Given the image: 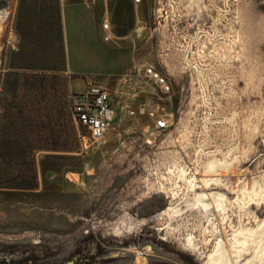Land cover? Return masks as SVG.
<instances>
[{"label": "rangeland", "instance_id": "obj_1", "mask_svg": "<svg viewBox=\"0 0 264 264\" xmlns=\"http://www.w3.org/2000/svg\"><path fill=\"white\" fill-rule=\"evenodd\" d=\"M74 2L0 0V264H204L218 239L264 220V202L240 197L264 184V0H97L109 42L67 37ZM137 64L173 85L174 123L153 148L150 119L128 115L151 101L128 81ZM90 81L108 84L117 107L100 145L70 108ZM230 154L240 161L222 183L198 187L228 200L205 235L189 196L156 182L176 157L200 182L204 159ZM171 206L182 209L173 220L161 216ZM189 234L200 255L183 245Z\"/></svg>", "mask_w": 264, "mask_h": 264}, {"label": "bare ground", "instance_id": "obj_2", "mask_svg": "<svg viewBox=\"0 0 264 264\" xmlns=\"http://www.w3.org/2000/svg\"><path fill=\"white\" fill-rule=\"evenodd\" d=\"M169 159L171 160V158ZM173 160L174 161L168 162L169 165L165 168L167 170L166 175L164 173V175L160 174L162 172L159 171L163 180L161 179V183L156 182V185L159 188L166 190L164 185L166 182L169 186L167 187L169 188L167 192L170 193L173 198L182 196L181 193L183 192L185 193L183 195L184 197L188 195L189 197L185 200L184 207L189 210L196 209L202 214L209 224L208 227H205V235L210 229L211 231L213 230L212 232L214 233L217 226L214 224L211 216L217 212L222 218L221 220L225 221L224 215L227 212L228 200L225 196L218 193L207 194L204 192H198V187H200L199 184H201L202 188H208L211 185H220L223 181V176L221 175L231 172L235 165L239 163L240 159L238 157L233 158L231 154L227 157L224 156L223 158H219L218 155L207 157L203 161V177L200 182L194 174H190L188 168L179 157H176ZM148 185L153 186L154 183H149ZM240 197L243 205H247L253 201L256 203L264 202V184H261L258 181L254 183L251 188L249 185H244V187L241 188ZM181 211L182 209H175L171 206L166 209L161 216H168L169 219L173 220ZM246 226L239 225V227L232 232V237L226 240L227 242L218 239L213 245L210 253L206 255L204 264H264V220L256 222L255 226ZM205 235L203 236L205 237ZM204 242L206 245L210 243V241H205V239ZM183 245L193 253L201 254L202 246L191 234L185 236ZM243 257L247 258L241 263Z\"/></svg>", "mask_w": 264, "mask_h": 264}, {"label": "built area", "instance_id": "obj_3", "mask_svg": "<svg viewBox=\"0 0 264 264\" xmlns=\"http://www.w3.org/2000/svg\"><path fill=\"white\" fill-rule=\"evenodd\" d=\"M83 1L93 3L96 0ZM133 1L136 4L142 2ZM102 26L106 32L104 41H112L114 33L111 22L105 20ZM135 33L139 34V30ZM128 77V81L138 83L151 100L150 103H140L136 110H129L128 115L130 117L141 115L150 119L151 124L143 131V142L145 147L153 148L157 139L167 133L174 123V113L169 110L174 103L173 85L166 76L150 65H135ZM70 108L74 119L89 129L94 143L98 145L104 143L117 118V107L108 84L90 81L85 91L71 95Z\"/></svg>", "mask_w": 264, "mask_h": 264}, {"label": "crops", "instance_id": "obj_4", "mask_svg": "<svg viewBox=\"0 0 264 264\" xmlns=\"http://www.w3.org/2000/svg\"><path fill=\"white\" fill-rule=\"evenodd\" d=\"M96 2L97 0L93 3L75 0L73 5L65 12L64 27L67 37L87 39L90 35L100 36L102 34L103 39L106 32L103 30L102 25L106 20V15L103 11H99L94 7L93 4ZM100 19L103 20L102 24Z\"/></svg>", "mask_w": 264, "mask_h": 264}, {"label": "trees", "instance_id": "obj_5", "mask_svg": "<svg viewBox=\"0 0 264 264\" xmlns=\"http://www.w3.org/2000/svg\"><path fill=\"white\" fill-rule=\"evenodd\" d=\"M60 109H61V106H60ZM78 141H79V139L77 138V135H74V137H73V142H74L75 144H77ZM54 150H55V151H67V149H64L63 147H56Z\"/></svg>", "mask_w": 264, "mask_h": 264}, {"label": "flooded vegetation", "instance_id": "obj_6", "mask_svg": "<svg viewBox=\"0 0 264 264\" xmlns=\"http://www.w3.org/2000/svg\"><path fill=\"white\" fill-rule=\"evenodd\" d=\"M1 6H2V5L0 4V8H1Z\"/></svg>", "mask_w": 264, "mask_h": 264}]
</instances>
